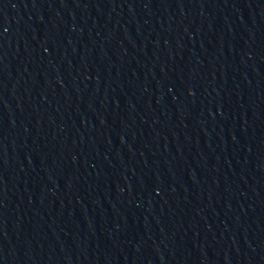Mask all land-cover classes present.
<instances>
[{"label":"water","instance_id":"1","mask_svg":"<svg viewBox=\"0 0 264 264\" xmlns=\"http://www.w3.org/2000/svg\"><path fill=\"white\" fill-rule=\"evenodd\" d=\"M0 264H264V0H0Z\"/></svg>","mask_w":264,"mask_h":264}]
</instances>
